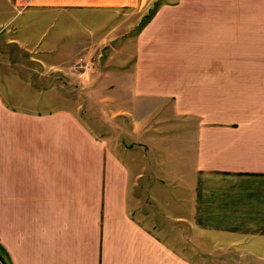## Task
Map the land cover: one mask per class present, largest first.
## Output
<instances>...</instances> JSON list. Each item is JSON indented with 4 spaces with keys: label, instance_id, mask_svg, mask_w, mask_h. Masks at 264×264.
Listing matches in <instances>:
<instances>
[{
    "label": "crops",
    "instance_id": "1",
    "mask_svg": "<svg viewBox=\"0 0 264 264\" xmlns=\"http://www.w3.org/2000/svg\"><path fill=\"white\" fill-rule=\"evenodd\" d=\"M156 5L104 45L124 57L82 76L101 101L133 99L102 110L99 131L81 106L28 107L0 69V264H196L189 238L264 258V0H0V68L40 46L51 66L85 50L96 65L108 20Z\"/></svg>",
    "mask_w": 264,
    "mask_h": 264
},
{
    "label": "rangeland",
    "instance_id": "2",
    "mask_svg": "<svg viewBox=\"0 0 264 264\" xmlns=\"http://www.w3.org/2000/svg\"><path fill=\"white\" fill-rule=\"evenodd\" d=\"M157 5L150 11L146 12L132 13L130 12V10H123L118 15H114L117 13L112 14L114 16H112L108 20L110 28L107 30V32H104L107 34H104L102 36L98 34L95 39H91V43L98 42L104 38L106 40L102 43V48H104V50H102V56L99 57L100 62L98 64L96 63V65H94L95 62H97L95 60L96 55L93 54L88 58V52L85 50L84 54L77 59L79 61H67L61 65L59 64L58 66H51L45 60L41 61V58H45V56L47 55H39L37 51H41L42 46H40L38 50L33 49L32 51H29L27 53V59H29L27 67H25L24 64L23 66H21L22 62H25L26 53L23 50L21 51L20 56V54L17 53V50L16 52L14 51V56L12 55V66H9V64H7L5 66H2L0 69H6L7 77L11 80L12 89L14 92L29 93L30 97L28 107H36L39 110L44 109L55 111L56 108L72 106L74 107L75 105L81 106L83 110L82 115L85 116V113L87 112L88 116L90 112L91 120L93 118L94 129H98L97 131H99L100 125L104 120V116L101 114L102 110L107 111L109 109V111H111L112 107L116 105H118L119 107H123L127 103L132 102L133 99H107L106 101H101L100 98H98V95L96 93H93L97 85L85 84V82L81 81L84 79L82 78V76L86 73L91 77L96 76L97 74H101L103 77L104 73H107L108 68L106 67V60L109 56L113 58L124 57V53H118L116 51V48L112 50L111 47H108L106 50L104 45L107 47V44L110 43L111 38L115 43H117L119 42L118 40L122 37V35L128 36L138 34V31L142 30L155 14ZM73 21L74 20H71V25ZM95 21V19L88 20V22L90 23H96ZM117 21L125 24L123 32L119 34V38H117V35H112L113 31L115 32L114 27L112 26H115L118 23ZM99 22L102 24L100 17ZM65 25L69 26L68 24ZM67 26L65 28L67 31H69L70 28H67ZM54 27L58 28L59 30ZM62 31L65 30H61V27L57 22L53 25L52 28H47L46 30H44L42 32L43 34H37V38L35 39V41L39 40V42L36 45L39 46L38 44L43 39L45 40L44 43H47L54 38H57V33ZM65 36V34H59V42L57 44V47H64L61 48V52L63 54L69 53L70 49L77 44V42L75 41L76 38H74V36ZM175 56L176 58H180V52L176 51ZM32 59H34L35 61H32ZM10 70H12V74L10 73ZM93 70L95 71L93 72ZM2 75H4V72L1 71L0 77H2ZM20 77L22 79H19ZM8 78L4 77V87L2 88L3 94L0 97V101H6V97L4 96V94L5 90L9 89L7 85ZM76 80H80V83L77 84ZM25 81L29 82L28 85L30 87L27 86ZM128 86L131 87L132 83L127 81L125 83V87L128 88ZM99 87L100 85H98L97 90ZM107 87V91H110L114 86L112 84H108ZM30 88L43 90L45 91V93L39 90H32ZM7 94H10V91ZM37 94L38 99H36ZM41 94H44V96H42ZM161 101L162 100L157 99L158 108L160 107ZM164 132L165 131H158V135L164 139L163 142L167 141V138L169 136V132ZM191 232L192 231L190 229V234ZM203 240L204 238H189V242L187 244L190 258L196 264H198L197 262H199V264H212L213 262H217V264H264V258H259L255 255L247 258L245 257L244 261H240L237 256V251H241V249H236L233 246L227 247L226 245H223L222 247L218 248L219 251L216 252V246H213V244L209 242H203ZM184 245H186V243ZM245 249H243V253L249 252V250ZM214 251L216 252V254L214 253ZM207 252L210 253L206 254ZM240 259L243 260L242 258Z\"/></svg>",
    "mask_w": 264,
    "mask_h": 264
}]
</instances>
